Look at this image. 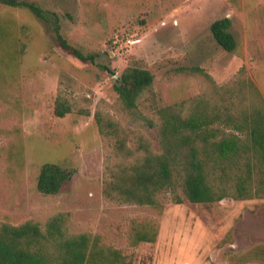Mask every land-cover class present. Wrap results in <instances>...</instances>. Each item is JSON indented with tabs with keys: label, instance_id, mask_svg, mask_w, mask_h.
<instances>
[{
	"label": "rangeland",
	"instance_id": "obj_1",
	"mask_svg": "<svg viewBox=\"0 0 264 264\" xmlns=\"http://www.w3.org/2000/svg\"><path fill=\"white\" fill-rule=\"evenodd\" d=\"M28 1L56 11L63 36L97 53V62L112 71L102 72L63 49L51 27L29 11L0 5V13L16 21L11 40L19 37L26 43L21 55L20 45L0 51V222L44 225L56 213H68L70 232L100 235L133 264H263L264 198L177 204L165 193L161 212L107 199L103 183L115 157L95 113H110L159 149L157 129L149 124L154 113L147 94L129 112L114 88L131 63L152 71L154 98L160 104L201 90L194 80L171 77L169 71L179 66H201L219 84L244 67L264 93V0ZM223 17L231 19L238 41L232 52L211 32L212 23ZM11 51H17V68ZM59 87L73 105L64 117L54 113ZM81 107L90 114L78 112ZM45 162L63 163L73 172L57 193L37 189ZM134 220L156 221V241L132 245ZM256 247L263 249L257 252Z\"/></svg>",
	"mask_w": 264,
	"mask_h": 264
},
{
	"label": "trees",
	"instance_id": "obj_2",
	"mask_svg": "<svg viewBox=\"0 0 264 264\" xmlns=\"http://www.w3.org/2000/svg\"><path fill=\"white\" fill-rule=\"evenodd\" d=\"M0 5L29 11L51 27L63 49L95 63L102 72L112 71L97 62V53L63 36L56 11L28 0H0ZM7 15H0V51L20 45L21 55L26 43L19 37L15 43L11 40L16 21ZM211 32L224 50L232 52L237 48L229 17L216 19ZM11 55L17 68V51L15 55L11 51ZM169 73L178 80H194L202 88L160 104L154 98V74L134 63L124 68L114 85L122 109L129 112L147 94L153 103L154 118L149 124L157 129L158 150L144 133L124 128L108 112L96 111L99 131L111 142L115 157V162L107 166L104 196L160 212L165 193L177 204L185 200L209 205L225 198H264V93L256 82L244 67L224 84L201 66H179ZM72 110V103L59 87L55 115L64 117ZM78 112L90 114L86 107ZM72 176L71 169L63 163L45 162L38 174L37 189L42 194L57 193ZM68 221V213L59 212L44 225L34 220L19 225L0 222V264H133L121 249L103 243L100 235L70 232ZM158 231L156 221L134 220L129 239L132 245L155 242ZM262 249L256 247L257 252Z\"/></svg>",
	"mask_w": 264,
	"mask_h": 264
},
{
	"label": "crops",
	"instance_id": "obj_3",
	"mask_svg": "<svg viewBox=\"0 0 264 264\" xmlns=\"http://www.w3.org/2000/svg\"><path fill=\"white\" fill-rule=\"evenodd\" d=\"M263 257H264V255H263ZM264 259V258H263ZM263 264H264V261H263Z\"/></svg>",
	"mask_w": 264,
	"mask_h": 264
}]
</instances>
